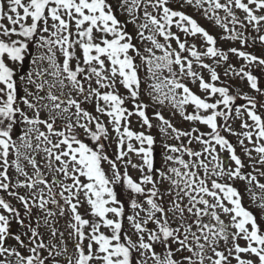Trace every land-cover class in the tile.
<instances>
[{
  "label": "snow or ice",
  "instance_id": "1",
  "mask_svg": "<svg viewBox=\"0 0 264 264\" xmlns=\"http://www.w3.org/2000/svg\"><path fill=\"white\" fill-rule=\"evenodd\" d=\"M176 4L264 44V0H0V264H264V56L222 50ZM222 64L255 95L218 85ZM145 94L209 130L149 114ZM154 126L178 142L160 164Z\"/></svg>",
  "mask_w": 264,
  "mask_h": 264
},
{
  "label": "rangeland",
  "instance_id": "2",
  "mask_svg": "<svg viewBox=\"0 0 264 264\" xmlns=\"http://www.w3.org/2000/svg\"><path fill=\"white\" fill-rule=\"evenodd\" d=\"M174 3H175V0H174ZM176 5L179 7V4H176ZM182 10L185 11L186 14L191 15L193 17H196L197 18L196 20L198 21V23H200L201 26L205 27L206 30H208L209 32L212 31V33L214 32L215 34H218L220 37H222L224 43H230L233 46L237 45V46H240L239 48H241V44H240L239 41H233V40H230V39L223 38L225 36V33H224L223 29H221L218 25H215V23L213 21H210L206 17H204L201 14L200 11H197V9L195 7L185 6ZM221 15H223V13H221ZM173 31H177V30L175 28H173ZM263 32H264V28L261 29V32L259 34H262ZM177 34L181 35V38L183 39V34L182 33H177ZM249 34H250V38L251 37H256L258 35L256 32H254L251 29L248 30L246 35H249ZM250 38H249V41H250ZM189 42L190 43L191 42L196 43L198 47L202 44V40L199 37H196V38L189 37ZM173 46L175 47V42H173ZM57 57L62 60V57H60L59 52H57ZM207 62L211 63L210 60L207 61ZM236 62H242L243 63L244 61L242 59L236 58ZM45 64H47V63L45 62ZM224 68H225V65H223V64L220 65L217 68V71L221 73V81L222 82L231 84L232 86H234L235 89H240L243 92L249 93L250 95H255V93H252L249 90V88L247 87L246 82L240 81V80H238L235 77H233L232 79H228V78L224 77L223 76ZM141 73H142V77H144L145 74H146L145 70H143V69H142ZM204 75L206 77L205 79H208L207 71L204 72ZM48 79H49L50 82L52 81L51 77H48ZM148 83H151V81H148ZM189 85H190L191 88L193 87L196 90H200L198 88V86L195 85V84H191L190 83ZM144 87H145V90H147V84H145ZM65 91H67V90H65ZM123 92H124V90H123ZM261 99H264V98L261 97ZM143 101H144V103H147L149 105V109H150V110L148 109L149 110V114H152L155 111H160L165 116V118L171 120L172 123L176 127L180 128L182 130H190L191 127L195 126L192 122L185 121L180 116L178 111H176L168 102H165L164 105L157 104L154 101H152L146 94L143 96ZM87 106H88V110L89 111H93L94 112V109H93V107L91 105H87ZM151 108H152V110H151ZM104 119L106 120L107 118H104ZM137 120H138L137 117H135V116L132 117V122H133L132 123V127H133V129L136 130V131L144 130V129L140 128L139 124L137 123ZM58 123H59V121H58ZM152 123L154 125H158L159 121L153 118ZM236 128L240 129V121L237 122ZM148 131L153 136L156 135V140H157L156 144H158L159 147L158 148L154 147V155H155V159H156L157 164H160L162 162V158H163V150H161L162 144L165 141L167 143H172V142L178 143V142L175 141L174 139H169V138L163 137L162 134L160 133L158 127L154 126L152 129H150ZM245 143L247 144L248 142L245 141ZM111 144L115 146L114 143H111ZM249 146H251V145H249ZM237 153L241 156V159L244 161V163L251 167L253 161H249L247 159V157L244 156L242 150L240 149V147L238 145H237ZM252 155H253V157H256V153L255 152H253ZM136 159L137 158L135 156H133V160L136 161ZM257 159H258V157H257ZM256 167L258 168V167H261V166L259 164H257ZM129 171H130V173L133 176L138 175V173H136L132 169H129ZM241 182L242 181H236V186H239L238 188L242 192V195L244 197L243 203H244L245 207H247L250 211H252L259 218L260 215H261V209L256 207L252 203L249 195L246 192L244 193V191H242V190H244V187H241ZM257 203H259V200L257 201ZM233 264H235V261H233Z\"/></svg>",
  "mask_w": 264,
  "mask_h": 264
},
{
  "label": "trees",
  "instance_id": "3",
  "mask_svg": "<svg viewBox=\"0 0 264 264\" xmlns=\"http://www.w3.org/2000/svg\"><path fill=\"white\" fill-rule=\"evenodd\" d=\"M113 3L115 4L116 3V0H113ZM176 7L179 9V7L176 5ZM179 10H182V9H179ZM116 14L118 15V18L119 19H121L122 21L123 20H125V19H127L128 17H127V14L126 13H124V14H121L120 13V11L118 10V9H116ZM193 18H195V19H197L196 17H193ZM128 29H129V31H131V32H133V34L135 33V26L134 25H132V24H129L128 25ZM210 34H212V35H214L215 37H216V39H217V46L219 47V48H221L222 50H225V51H227L229 48H231V47H236V48H239L240 46H237V45H232V44H230V43H224L223 42V39H222V37H220L218 34H215L214 32L212 33V31L210 32ZM247 34V32L245 33V35ZM261 35H264V32L261 34ZM241 50H245V51H248V52H250V53H253V54H255V55H258V56H264V44H261L260 42H259V40L257 39L256 41H255V43H253L252 42V39L250 38V41H249V44L247 45V46H242L241 45ZM35 51V50H34ZM236 56L235 55H233V54H231V53H229V62L231 63V64H233V65H235L237 68L241 65V64H243L242 62H236ZM39 68H41V69H43V68H46V67H48V65L47 64H45V63H40L39 65ZM34 69V66L32 65V63H31V59H27L26 60V62H25V65H24V67L20 70L21 71V73L23 74V73H26V72H28V71H31V70H33ZM254 74H257L258 76H262V77H264V73H261V72H259V71H254ZM141 76H142V73H141ZM35 78V77H34ZM143 78V77H142ZM206 78V77H205ZM207 80V79H206ZM219 83H225V82H222V81H220V82H218V85H219ZM225 84H228V83H225ZM228 85H231V84H228ZM26 86V85H25ZM190 86V85H189ZM232 86V85H231ZM29 88H30V90H31V86H28ZM119 87V86H118ZM233 87V89H235L234 88V86H232ZM192 89H193V91H195V92H197V94H200V95H203V92H202V90H196V89H194L193 87H192ZM21 91H22V89H21ZM120 91H121V93H123V89L121 88L120 89ZM142 99H143V97H142ZM257 99H261V97H257ZM144 102V101H143ZM239 102H246V101H238V103ZM85 107H87L88 108V106L87 105H85ZM129 107H131V104H129ZM150 110V109H149ZM148 110V111H149ZM151 110H152V108H151ZM189 112H191L192 111V108L189 106L188 107V109H187ZM259 110V109H258ZM152 112V111H151ZM106 118V117H105ZM240 120L239 119H237V120H235L233 123H232V127L234 128V129H236L237 131H239L240 129H237L236 128V124H237V122H239ZM195 125V127H199L200 128V130L201 131H204V132H206V131H208L209 129H207V127L206 126H204V125H199V124H194ZM225 135H227V133H225ZM228 138L234 143V144H236V137L235 136H228ZM175 142H172V143H169V144H174ZM158 148V147H157ZM163 149V148H162ZM110 150H111V146H110ZM164 152V151H163ZM246 165V164H245ZM247 166V168H246V171H248V172H253V169H252V167H250V166H248V165H246ZM258 168H260V167H258ZM253 174H256L255 172H253ZM258 179L260 180V182L261 183H264V177H259L258 176ZM245 181H242L241 182V187H244V189H245ZM237 187H239V186H237ZM242 191H244V190H242ZM253 191H255L257 194H261L260 193V190L258 189V188H255V186H253ZM244 193H245V191H244ZM63 220L61 221V227L63 226ZM18 230V229H17Z\"/></svg>",
  "mask_w": 264,
  "mask_h": 264
},
{
  "label": "flooded vegetation",
  "instance_id": "4",
  "mask_svg": "<svg viewBox=\"0 0 264 264\" xmlns=\"http://www.w3.org/2000/svg\"><path fill=\"white\" fill-rule=\"evenodd\" d=\"M126 227H127V223H126V225H125Z\"/></svg>",
  "mask_w": 264,
  "mask_h": 264
}]
</instances>
